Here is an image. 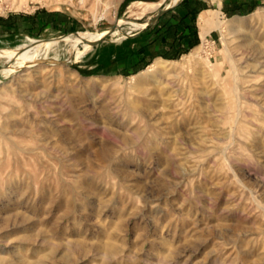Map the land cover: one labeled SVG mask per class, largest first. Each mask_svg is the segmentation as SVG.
Segmentation results:
<instances>
[{"label":"rangeland","instance_id":"obj_1","mask_svg":"<svg viewBox=\"0 0 264 264\" xmlns=\"http://www.w3.org/2000/svg\"><path fill=\"white\" fill-rule=\"evenodd\" d=\"M196 1L199 43L140 87L158 59L107 60L175 0H0V264H264V0Z\"/></svg>","mask_w":264,"mask_h":264},{"label":"crops","instance_id":"obj_2","mask_svg":"<svg viewBox=\"0 0 264 264\" xmlns=\"http://www.w3.org/2000/svg\"><path fill=\"white\" fill-rule=\"evenodd\" d=\"M255 2L258 1L231 0L227 6L246 10L252 8ZM202 5L201 1L183 0L175 9L161 16L153 26L141 29L133 35L131 45L118 53L111 54L107 64L114 65L117 71L134 72L143 68L153 59H175L180 57L199 43V35L193 16H195L197 6L202 7ZM36 21H38V18ZM15 23L12 21L0 23V30L3 28L17 29L19 25ZM29 29L32 30V27ZM208 37L213 39L211 35H208Z\"/></svg>","mask_w":264,"mask_h":264},{"label":"bare ground","instance_id":"obj_3","mask_svg":"<svg viewBox=\"0 0 264 264\" xmlns=\"http://www.w3.org/2000/svg\"><path fill=\"white\" fill-rule=\"evenodd\" d=\"M178 1L180 0H175V3H177ZM173 4V3H172ZM161 6L160 3H145L143 4V11L146 12V11H154V10H157L159 7ZM141 8V7H140ZM139 8V9H140ZM134 10V9H133ZM220 14V12H218ZM263 14H264V11L261 10V9H258L254 14H252V19L254 21H260L263 19ZM209 16V15H208ZM215 16V15H214ZM214 16H213V20L214 21ZM219 17V16H217ZM216 18V17H215ZM217 19V18H216ZM205 20V19H204ZM120 23V22H119ZM118 23V24H119ZM122 23V22H121ZM120 23V24H121ZM125 23V22H124ZM204 24V22H203ZM207 22L205 21V24L203 26V32H204V36L206 35V30L207 29ZM246 24V21L241 19V18H233V19H229L227 21H223L221 20L220 18H218L217 20H215V23L213 25V27L217 30H219L222 34H223V37L227 35V33L230 35L234 32H237V31H241V29L245 26ZM134 25V24H132ZM137 27L139 28L140 26L137 25ZM136 27V28H137ZM137 28V29H138ZM120 30V29H119ZM209 31H210V28H209ZM121 32V31H119ZM118 32V33H119ZM115 33V32H114ZM116 34V33H115ZM226 34V35H225ZM79 35V34H77ZM106 35V33H82L80 34L78 37H76L74 40L75 41H80V40H83L87 43H90V42H96V40H100L102 38H104ZM203 37V36H202ZM222 37V38H223ZM228 37V36H227ZM226 38V37H225ZM224 38V39H225ZM227 40V39H225ZM228 42V41H227ZM227 42H224L227 44ZM57 43V40L53 41L52 43H50V46L51 47L53 44ZM66 43V42H65ZM78 44V42L76 43H73L74 46H76ZM225 44V49L226 51H228V47L229 45H226ZM229 44V43H228ZM206 45V44H205ZM204 45L203 46H199L196 48L195 52L192 54V56H187L185 57V62L183 64L180 63L181 67L182 66H185L186 64L188 65L187 68L191 67V62H192V58L193 56H197L199 55V53L202 51V50H205L203 49ZM23 50L20 48V49H12L10 51H6V52H3L1 53V55H4L6 57L9 58V60L13 61L15 63V65H17V67L20 69L21 67H30L31 65H33L34 63H36L37 61L41 60V59H34V58H31V57H28V56H25L23 55V53H21ZM205 52V51H204ZM227 54V53H226ZM201 55V54H200ZM3 57V56H2ZM196 57V58H197ZM201 57V56H200ZM229 60H231V57H228ZM200 59V58H198ZM194 60V59H193ZM197 60V59H196ZM41 63V62H39ZM178 62L177 61H166V60H162V59H158L157 61H155L147 70L143 71L140 75H135L133 77H131V80L132 81H135V83L137 82V84L142 87L145 83V81L147 79H149L148 77H146L147 74H151V76L155 79L158 77V75H160V73H163L164 75H167V74H170V73H173L177 70H179V64H177ZM232 64V63H231ZM233 66V65H232ZM180 67V68H181ZM232 69V67H231ZM239 69V68H238ZM15 69H10L9 72H14ZM162 74V75H163ZM232 77V76H231ZM241 79V78H240ZM156 80V79H155ZM232 82H233V78H232ZM235 82V81H234ZM233 82V84H234ZM236 83V82H235ZM237 86H239V84H234L233 86H231V89H229L228 87V90H230L233 94L238 91L237 89ZM241 88V87H240ZM230 93V92H229ZM228 93V94H229ZM231 96V95H229ZM236 96V95H235ZM241 97V95H240ZM236 98V97H235ZM239 100V99H237ZM243 100V99H242ZM231 101L230 98L228 100V102ZM235 103V102H234ZM247 104V103H245ZM228 105V103H227ZM226 105V106H227ZM236 105V104H235ZM230 107V106H229ZM244 107V105H243ZM228 108V107H226ZM246 108V107H245ZM229 109V108H228ZM243 109V108H242ZM244 110V109H243ZM233 112V111H231ZM247 112V111H246ZM234 114V113H233ZM243 116V115H242ZM240 117V116H239ZM236 118V116H235ZM247 118V117H245ZM243 119V118H242ZM241 120V119H240Z\"/></svg>","mask_w":264,"mask_h":264},{"label":"water","instance_id":"obj_4","mask_svg":"<svg viewBox=\"0 0 264 264\" xmlns=\"http://www.w3.org/2000/svg\"><path fill=\"white\" fill-rule=\"evenodd\" d=\"M182 1H183V0H180V1H178L177 3H175V4H173V5H169V6H167V7L164 8L162 11H160L159 13H157V14H156L153 18H151L149 21L143 23V24H144L143 29H147V28L153 26V25H154V24L160 19L161 16H163V15L166 14L167 12H169V11L175 9L177 6H179V5L181 4ZM117 28H119L120 30H122L121 27H118V25H116L115 27H113L111 30L108 31V33L106 34V36H105L104 38H102V39H100V40H98V41H96V42H90L91 47L98 46V45H100L102 42L106 41V40L108 39V37L111 36V35L115 32V30H116ZM77 34H78V33L76 32L75 35H77ZM65 36H67V35H65ZM65 36L59 37V38H57V39H60V40H61V39H62L63 37H65ZM132 36H133V35H131L130 33H124V34H123V37H125V38H131Z\"/></svg>","mask_w":264,"mask_h":264},{"label":"built area","instance_id":"obj_5","mask_svg":"<svg viewBox=\"0 0 264 264\" xmlns=\"http://www.w3.org/2000/svg\"><path fill=\"white\" fill-rule=\"evenodd\" d=\"M208 42V41H207Z\"/></svg>","mask_w":264,"mask_h":264}]
</instances>
